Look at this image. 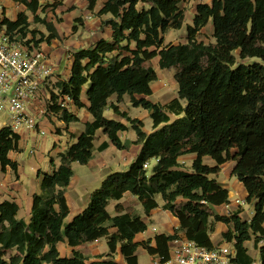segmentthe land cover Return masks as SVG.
Listing matches in <instances>:
<instances>
[{"label": "trees", "instance_id": "trees-1", "mask_svg": "<svg viewBox=\"0 0 264 264\" xmlns=\"http://www.w3.org/2000/svg\"><path fill=\"white\" fill-rule=\"evenodd\" d=\"M11 1L40 22V0ZM87 1L91 11L101 3L97 16L109 17L102 27L111 28L112 40L100 39L74 51L70 75L57 81L58 94L50 93L54 104L49 111L66 125L78 123L74 112L58 105L60 97H67L78 110L86 108L93 120L61 154L53 173L43 174L29 222L18 217V204L0 203V264H88L78 251L71 258L61 257L58 245L75 248L102 238L107 240L111 259L90 264H119L113 258L119 247L126 264H139L140 248L151 256L168 257L175 235L159 233L137 241L147 231V223L139 215L123 214L120 205L117 216L107 211L111 201H120L126 193L138 199L147 216L159 208L161 197L163 210L178 220V233L200 246L213 247L215 223L229 226L223 238L236 250L232 264L255 263L247 242L254 243L259 264H264V0L198 4L186 44H165V35L184 24L181 0ZM211 22L215 43L198 42L196 37ZM44 24L51 34L37 42L25 41L30 28L26 12L18 13L14 21L3 19L1 26L22 43L40 47L60 37L55 25ZM157 59L160 70L175 71L178 85L177 97L164 105L148 100L159 78L152 63ZM113 96L118 103L128 96L134 108L151 111L153 132L148 134L142 121L117 105L110 109L127 125L108 119L105 112ZM130 128L137 141L124 142L120 134ZM99 130L117 149L141 145V152L127 170L108 176L91 195L87 209L65 226L70 214L66 190L73 177L71 164L87 165L93 159ZM20 141L21 136L10 128L0 129L3 172L8 167L17 172L18 164L9 154L20 150ZM108 147L104 142L98 150ZM187 155H195L191 170L179 161ZM205 157L216 165H206ZM153 160L158 162L149 174L144 165ZM228 162H235L232 175L247 191V204L254 207L249 221L242 219V210L230 216L212 212L230 203L229 191L215 178Z\"/></svg>", "mask_w": 264, "mask_h": 264}, {"label": "rangeland", "instance_id": "rangeland-1", "mask_svg": "<svg viewBox=\"0 0 264 264\" xmlns=\"http://www.w3.org/2000/svg\"><path fill=\"white\" fill-rule=\"evenodd\" d=\"M211 1L212 0H181L180 8L184 12V24L180 30H171L165 35V44H186L188 42L187 28L193 23V19L196 14V6L201 3L210 4ZM13 3L14 2L10 0H0V17L13 21L17 17L19 11L26 12L29 17L30 28L28 29V34L25 38V41L32 40L37 42L41 39H46L51 34L48 27L44 24V21L47 23H52L58 30L60 35L58 39L52 41L50 44L47 41H44L40 45V48L49 55L51 60L54 62V66L56 67L53 77L49 81L48 90L50 91L51 85L56 89L57 81L59 79L66 78L67 75L68 70L62 67L66 66L67 63L72 61V58L67 59V57L72 55L77 49L85 46L84 42L90 44L95 38L90 35V33L94 31V25H87L85 23L84 17L91 13L95 19L94 24L96 25L98 16L93 11L89 10L87 0H40V4L42 5L41 10L39 11L40 22H37L35 21L34 16L30 12L26 11L24 6L14 5ZM97 27L100 28V31H104L103 35H105V27H102V23L101 27ZM196 39L198 42H203L205 44L215 43L212 22L209 23L205 29H203ZM246 62H250V60H246ZM152 63L154 67L157 66L156 60H154ZM158 76V81L153 84L154 93L161 101H169L175 96L176 82L171 74L164 73V75L158 74ZM122 102L123 100L120 103ZM68 111L75 112L77 111V108L71 105L69 106ZM140 111L143 110L140 109L133 111V115L137 116L138 113H140L139 116L141 117L142 112ZM80 114L82 115V111ZM7 120L8 118L6 115L0 114V129L5 126V122ZM47 121L48 123L45 122L46 135L39 136L34 132L23 135V139L21 141V152L18 154L16 153L13 156L19 163V182L27 190L39 186L43 174H52L55 166L60 165V154L66 153L71 145L75 142L71 132H67L65 123L61 122L59 117H55L54 119L50 118ZM144 125L146 126V129L152 130L151 119H147ZM73 127L74 125L71 124L70 128ZM55 144L56 148H53ZM114 152L115 155L111 161L99 160L98 158L100 155L98 152H96V159L93 158V160L87 165H81L79 163L71 164L73 177L69 187L66 190V194L69 195L71 204L74 200L75 204L78 206L79 203L81 204L86 199H90L91 193L101 187L105 178L107 179L110 174L121 172L128 168L129 164H125L123 162V159L126 158V156H124L122 150H119L115 147ZM155 165V160L149 163V168L147 169L149 174L152 172V168ZM12 175L15 178L17 177L15 172H12ZM75 204L71 205V213L64 221L65 226L73 218L74 212H77L79 209L75 206ZM139 207L141 216L147 218L142 207ZM246 212V215L251 216V214L254 212L253 205L249 204L246 207ZM163 216L164 214H161V212L158 211L148 218L147 220L149 228L154 226L162 234L176 236L178 231L174 230L173 232L172 225L169 224L166 228H164V225H161L163 222H161L160 219ZM18 217L25 218L27 219L26 221H28V218L24 212L19 214ZM169 226L171 229H168ZM149 234L153 237L152 233ZM147 235L148 233L140 237L139 241H148L149 238ZM141 250V252L145 251L148 253L143 248ZM256 260L257 261L255 264H259V259L257 258ZM141 264H152L151 256L141 255Z\"/></svg>", "mask_w": 264, "mask_h": 264}, {"label": "crops", "instance_id": "crops-1", "mask_svg": "<svg viewBox=\"0 0 264 264\" xmlns=\"http://www.w3.org/2000/svg\"><path fill=\"white\" fill-rule=\"evenodd\" d=\"M13 4L14 5H19V4H16V3H13ZM100 4L101 3H99L98 6L93 11L95 14L98 13V11L100 9ZM18 13H20V11ZM0 18H2V17H0ZM97 18H98L97 21H96L97 24L95 25L94 24L95 23V21H94L95 19L93 18L91 13L84 17L85 23L87 25H89V26H93L94 25V31H92L90 33V35L95 37V38L90 44H87L86 42H84L85 46H83L82 48H89L92 45H94L97 41H99L100 39H105L107 41H111L112 40V31H111L110 27H105V32H106L105 35H103L104 31H100V28L97 27V26L101 27L102 21L107 20L109 17L105 16V17H102V18H99V17H97ZM70 57H71V55L68 56L67 59H70ZM156 62H157V66L155 68H156V70H157L159 75L160 74L164 75V73H168V74H171L173 76V78H174V75H175V71L174 70H168V71L164 70V71H162V70H160L158 68V59L156 60ZM71 64H72V61L70 63H67L66 66L62 67L64 69L68 70L66 77H68L70 75ZM175 85H176L175 96L172 99H170L169 101H171V100H173L174 98L177 97L178 85H177V83H175ZM152 88H153V95L151 97H149L148 100H150V101H152L154 103L159 102V103H161L163 105L169 102V101H161L160 99H158L156 97V94L154 93V85L152 86ZM83 101H84L85 105L88 106V101L86 100V98H84ZM112 105H117L122 112L128 113V115L131 118L138 119V120L142 121L144 124L146 123L147 119H151V111L144 110L142 108H134L131 105L130 98L128 96H125L123 98V102L122 103H117V98L115 96H113L109 100V108L105 112V116L108 119H115V120L121 121V122H123V123H125L127 125V123L125 121H123V119H121L119 116L114 114V112L110 109V106H112ZM140 109L143 110V111H140V112H142V116L141 117L139 116L140 113H138L137 116L136 115L134 116L133 115V111L140 110ZM81 111H82V115L80 114ZM74 114L77 115L78 118L80 119V121L78 123H73L72 124L76 128H74V127L70 128L71 124L70 125H66L65 124V125H66L67 132H71V134H72V136L74 137V140H75L74 143H76L78 137L85 130L86 123L92 122L93 118L89 114V112H88V110L86 108L81 109V110L77 109V111H75ZM151 121H152V119H151ZM144 130L148 134L153 132V122H152V130L146 129V126L144 127ZM131 132H133V133H131ZM19 135L21 136V141H22V139H23L22 136L23 135H27V134L23 133V134H19ZM120 137H121V139L124 142L125 141H131V142L137 141L136 133L131 128L129 130H127L126 132L121 133ZM21 141H20V144H19L20 150L18 152H11L9 154V158L12 161H14V162H16L18 164V170H19V163L16 161L15 157H13V156L16 153L18 154L19 152H21ZM104 142H107L109 144V147L106 150L100 152L98 149ZM53 148H56V144L54 145ZM95 149L96 150L94 152V157H93L95 159H96V156H95L96 152H98V154L100 155V157L98 158L99 160L111 161L113 156L115 155V152H114L115 147L111 144L109 138L107 137V135L104 134L103 130H99L96 133ZM141 149H142L141 145H132L128 150H122L124 156H126V158L123 159V162L125 164H129V166H130L137 159L138 155L141 152ZM194 160H195V155H187V156L181 157L179 161L186 169L191 170V167H192V164H193ZM204 163L206 165H208V166H211V167L216 165V162L210 157H205L204 158ZM54 166H55V164H54ZM129 166H128V168H129ZM57 167L58 166H55V168H57ZM234 167H235V162H228L224 166H222L221 172L217 176H215V178L217 179L218 183L221 184L224 188H226L229 191L230 203L227 204V205H224V206L214 207L212 209V212L215 213V214H219L221 216H229V215H232L233 213H235L237 210H242V214H241L242 219L249 221L253 217L254 212L251 214V216L246 215L247 214L246 207L249 205L246 202V198H247L248 194H247V191L245 190L243 184L240 183L232 175ZM55 168H54V170H55ZM1 169L2 168H1V165H0V203L5 202V201H9V202H14V203L18 204L19 207H20L19 214L24 212L25 215L28 218L27 222H29V220L31 218V212H32V207H33L34 196H35L36 193L39 192L41 182H40L39 186H36L35 188L27 190L19 182L20 181V176L18 174V170H17V172H15V174L17 175V177L15 178L12 175L13 171L9 167L7 168V170L5 172H3ZM104 180H103V182H104ZM93 193H91V195ZM66 198H67L68 206H69L70 213H71V205L75 204V201L73 200V202L71 204V201H70V198H69L68 194H66ZM90 201H91V196H90V199L88 198L83 203H81V204L79 203L78 206L75 204V206L78 207L79 209H78L77 212L76 211L74 212L73 218L68 222V224L70 222H72V220L76 216L82 214L87 209V207L90 204ZM157 201L159 203V208L154 210V211H152L150 216H147L145 214L143 206L138 201V199L135 196H133L132 194L126 193L124 195V197L120 201H111L109 203L108 207H107V211L110 213L111 216H113V217L117 216L118 213H117L116 207L118 205H120L122 207L121 211H122L123 214L124 213H128V214H131V215H139L147 223V225H148V220L147 219L150 218L153 214H155V213H157L159 211V212H161V214H164V216L160 219V221L163 222L161 225H164V228H166L170 224L173 227V229H172L173 232H174V230H178V228H179L178 220L175 217H173L169 212L163 210L164 202H163L161 197H158ZM139 206L142 207L143 212H144V214H145V216L147 218H144L143 216H141L140 207ZM131 209L135 210V211H132ZM22 219H25V218H22ZM25 220H27V219H25ZM229 228H230L229 226H227V225H225L223 223H215V225H214V229L215 230L211 234L212 243L215 244V245L225 243L224 242V238H223V234L226 233L229 230ZM168 229H171V227L169 226ZM111 231L115 232V230H111ZM179 234L182 235V233H179ZM142 236H144V234L138 235L136 240L138 241L139 238L142 237ZM214 236H215V238H214ZM246 247L249 250V254L254 258L255 263H256V261H257L256 259L257 258L259 259V251L255 249V246H254L253 242H247L246 243ZM58 249H59L61 257H64V258L65 257L66 258H71L74 251L81 252L87 258V263L88 264L93 263V262H99V261H102V260L111 259L109 257L110 250H109V247H108V244H107V240L105 238H102V239L97 240V241L92 242V243H86V244L77 246L75 248L69 246L67 243H60L58 245ZM141 249L142 248H140L138 250V252H137L139 264H141V255H149L145 251L141 252L142 251ZM113 258L119 264H126L123 256L120 253V247L117 250V253L114 255Z\"/></svg>", "mask_w": 264, "mask_h": 264}, {"label": "built area", "instance_id": "built-area-1", "mask_svg": "<svg viewBox=\"0 0 264 264\" xmlns=\"http://www.w3.org/2000/svg\"><path fill=\"white\" fill-rule=\"evenodd\" d=\"M2 21L0 18V114L8 118L4 127L17 134L34 132L45 136V122L58 117L49 111V106L54 104L50 93L58 94V90L52 85L48 90L56 67L43 49L12 37L6 26H1ZM58 105L69 109L72 101L60 97ZM144 168L148 169L149 163ZM147 233L151 238L149 233L155 236L160 232L148 226L144 235ZM235 256L236 250L231 243L213 244L210 248L177 234L169 243L168 257L152 255L151 261L152 264H232Z\"/></svg>", "mask_w": 264, "mask_h": 264}]
</instances>
